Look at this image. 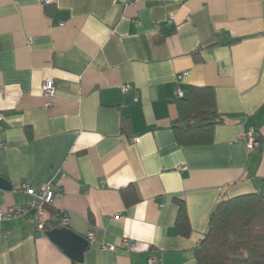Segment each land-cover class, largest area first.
Returning <instances> with one entry per match:
<instances>
[{"label":"crops","instance_id":"crops-1","mask_svg":"<svg viewBox=\"0 0 264 264\" xmlns=\"http://www.w3.org/2000/svg\"><path fill=\"white\" fill-rule=\"evenodd\" d=\"M192 87L224 120L210 145L175 138ZM0 177L3 211L26 208L21 183H54L52 209L94 234L81 264H198L217 203L264 194V0H0ZM0 264L80 263L25 214L0 220Z\"/></svg>","mask_w":264,"mask_h":264},{"label":"trees","instance_id":"trees-1","mask_svg":"<svg viewBox=\"0 0 264 264\" xmlns=\"http://www.w3.org/2000/svg\"><path fill=\"white\" fill-rule=\"evenodd\" d=\"M178 111L179 119L173 129L180 146L213 143L214 128L224 120L218 114L212 88L192 87L188 96L179 100ZM178 204L176 225L182 235L188 236L186 207L183 201ZM47 213L45 232L62 228V217L52 207L47 208ZM195 258L198 264H264V194H245L218 202L210 214L208 231L195 250Z\"/></svg>","mask_w":264,"mask_h":264},{"label":"built area","instance_id":"built-area-1","mask_svg":"<svg viewBox=\"0 0 264 264\" xmlns=\"http://www.w3.org/2000/svg\"><path fill=\"white\" fill-rule=\"evenodd\" d=\"M42 2L48 4L50 3V0H42ZM120 3L127 7H135V0H120ZM172 21L173 17H171L168 22L171 24ZM186 76H188V74H183L181 78H185ZM125 90H130V87H125ZM42 93L46 99V106L51 107L55 96V89L51 82H45L42 88ZM177 97L178 99L183 98V94L180 90L177 91ZM245 139L247 143V149L251 153L258 145V139L256 137L255 131L250 130ZM19 190L31 198L26 208H11L6 211L0 210V220H9L18 216L30 214L32 211H34L35 214L32 216V220L36 226V230L38 232H44L45 224L49 220L47 208L52 207L54 201L60 197V190L54 185L52 181L45 183L38 189H35L28 183L23 182L19 185ZM68 225L69 219L62 217L61 226L67 228ZM87 239L90 242H93L95 240L94 234L90 233ZM121 248L123 250H134L137 248V243L129 239H124L121 243ZM101 249L103 251H107L109 247L107 245H102ZM155 262V259L150 260L151 264Z\"/></svg>","mask_w":264,"mask_h":264},{"label":"water","instance_id":"water-1","mask_svg":"<svg viewBox=\"0 0 264 264\" xmlns=\"http://www.w3.org/2000/svg\"><path fill=\"white\" fill-rule=\"evenodd\" d=\"M12 184L4 177H0V190L11 191ZM34 211L30 213L31 216ZM47 236L58 245L62 251L76 263H83L86 250L90 246V241L75 233L69 228L62 227L47 232Z\"/></svg>","mask_w":264,"mask_h":264}]
</instances>
